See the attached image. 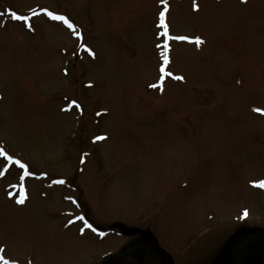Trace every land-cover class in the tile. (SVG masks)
<instances>
[{
	"label": "rangeland",
	"instance_id": "374dc122",
	"mask_svg": "<svg viewBox=\"0 0 264 264\" xmlns=\"http://www.w3.org/2000/svg\"><path fill=\"white\" fill-rule=\"evenodd\" d=\"M260 181L264 0H0V257L223 264Z\"/></svg>",
	"mask_w": 264,
	"mask_h": 264
},
{
	"label": "flooded vegetation",
	"instance_id": "af4514ba",
	"mask_svg": "<svg viewBox=\"0 0 264 264\" xmlns=\"http://www.w3.org/2000/svg\"><path fill=\"white\" fill-rule=\"evenodd\" d=\"M261 225L264 223H260V227L254 231L237 230L233 235L236 244L226 246L223 264H264V227ZM0 264H3V260H0ZM87 264L96 262L90 260Z\"/></svg>",
	"mask_w": 264,
	"mask_h": 264
},
{
	"label": "snow or ice",
	"instance_id": "6c2138e0",
	"mask_svg": "<svg viewBox=\"0 0 264 264\" xmlns=\"http://www.w3.org/2000/svg\"><path fill=\"white\" fill-rule=\"evenodd\" d=\"M242 2H246V0H242ZM48 15L51 16L52 13H48ZM13 16H14L16 19H21V18H22V17H19V16H15L14 13H13ZM160 16H161V25H160V27L163 28V27H165V24L163 23L164 13L161 12ZM53 19L62 20L63 17H61V16H53ZM68 26H69L70 28L72 27L71 24H69ZM164 35H167V32H165ZM180 39H184V37H180ZM196 43H197V44H201V43H203V41H202L200 38H197V39H196ZM161 71H163V69H161ZM169 75H171V73H169ZM176 79L182 80L183 77H176ZM21 167H23V165H21ZM61 183H63V181H61ZM258 186H259V187H264V181H260V182L258 183ZM245 215H246V213H245ZM0 260H3V264H11V262H10L9 260L4 259L3 257H0Z\"/></svg>",
	"mask_w": 264,
	"mask_h": 264
}]
</instances>
